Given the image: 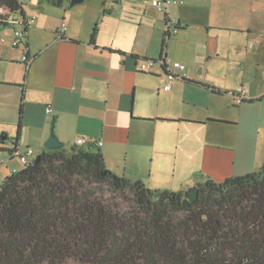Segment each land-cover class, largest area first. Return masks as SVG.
Instances as JSON below:
<instances>
[{"label": "crops", "instance_id": "1", "mask_svg": "<svg viewBox=\"0 0 264 264\" xmlns=\"http://www.w3.org/2000/svg\"><path fill=\"white\" fill-rule=\"evenodd\" d=\"M39 1L22 2L36 16L23 44L0 27V147L9 152L0 181L24 166L28 147L50 150L51 134L67 148L101 150L108 169L159 190L264 164V0H176L165 12L150 0ZM172 20L180 25L165 69L158 59Z\"/></svg>", "mask_w": 264, "mask_h": 264}, {"label": "trees", "instance_id": "2", "mask_svg": "<svg viewBox=\"0 0 264 264\" xmlns=\"http://www.w3.org/2000/svg\"><path fill=\"white\" fill-rule=\"evenodd\" d=\"M17 11L21 0H0V27ZM97 33L98 24L91 41ZM79 150L43 151L0 181V264H264V164L198 183L190 200L193 188L152 189L108 169L101 150L89 152L94 161Z\"/></svg>", "mask_w": 264, "mask_h": 264}, {"label": "built area", "instance_id": "3", "mask_svg": "<svg viewBox=\"0 0 264 264\" xmlns=\"http://www.w3.org/2000/svg\"><path fill=\"white\" fill-rule=\"evenodd\" d=\"M175 2L177 3L176 0H153L152 4L159 10V11H166L167 10V5L171 2ZM36 21V16H25L22 13H20L19 11L13 13V15L8 19L9 25L13 27V38H12V46L14 47H18L21 44H23L25 42V39L27 38V34H28V30L30 29V27L35 23ZM66 29V25L63 23L60 31L64 32ZM168 30L170 31L171 34L177 33L178 31V22L176 20H172L168 23ZM23 61H25L26 63H29L30 61V57L25 54L23 56ZM158 62L163 63L162 59H158ZM154 64V60H146L143 65H142V69L149 71L150 67ZM173 67L178 69V71H183L186 68V65L182 62H173ZM172 73V72H171ZM171 87L170 84H168L167 86H165V89H169ZM244 93V90L243 92ZM236 97L234 96L233 98V102H235ZM47 112L48 113H52L53 112V108L52 106H48L47 107ZM86 141V138L84 137H79L77 140L78 144H82ZM92 143H97L99 145L102 144L101 140H91ZM11 144V143H10ZM18 153L17 151H14L13 154ZM35 155H34V151L31 147H28L26 149V151L23 154H20V160L21 162L25 165L29 162H31L34 159ZM33 158V159H32Z\"/></svg>", "mask_w": 264, "mask_h": 264}, {"label": "water", "instance_id": "4", "mask_svg": "<svg viewBox=\"0 0 264 264\" xmlns=\"http://www.w3.org/2000/svg\"><path fill=\"white\" fill-rule=\"evenodd\" d=\"M84 0H70V5H75L78 3L83 2ZM10 26V25H9ZM62 145V142L59 140V138L55 134H51L49 139L46 142V146L53 149L60 147ZM80 154L83 156L88 161H94L95 157L93 154L89 153L88 151L85 150H79ZM40 160V155H37L33 160L32 163L35 164ZM198 196V186H195L189 193V199L190 200H195ZM161 198L157 197L156 200H160Z\"/></svg>", "mask_w": 264, "mask_h": 264}, {"label": "rangeland", "instance_id": "5", "mask_svg": "<svg viewBox=\"0 0 264 264\" xmlns=\"http://www.w3.org/2000/svg\"><path fill=\"white\" fill-rule=\"evenodd\" d=\"M22 2L24 1H34V0H21ZM39 1V0H38ZM48 1V0H46ZM153 0H150V3H152ZM40 2V1H39ZM123 17H126V14L123 15ZM132 41H136V38H131ZM172 42V41H171ZM252 43V41H245L244 43V46L248 47L250 46V44ZM171 44V43H170ZM9 128H12L11 126ZM11 130V129H9ZM2 132H0V135H1ZM7 155H9V152L8 151H0V173H3V170H4V165L6 164V161L4 162L3 161V157H6ZM36 156V155H35ZM20 157V156H19ZM18 157V158H19ZM33 159V158H32ZM1 176V174H0Z\"/></svg>", "mask_w": 264, "mask_h": 264}]
</instances>
